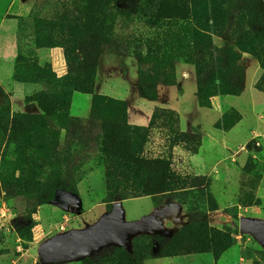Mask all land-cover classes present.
Masks as SVG:
<instances>
[{"label": "rangeland", "instance_id": "1", "mask_svg": "<svg viewBox=\"0 0 264 264\" xmlns=\"http://www.w3.org/2000/svg\"><path fill=\"white\" fill-rule=\"evenodd\" d=\"M207 11L211 30L198 31L208 42L198 44L190 17L201 20ZM244 45L264 61V0H0V264H43L41 249L70 237L103 240L79 260L53 264H144L143 257L162 255H174L177 264H264V243L239 229L243 218L264 222L263 69L255 54L241 51ZM226 48L239 54L245 90L201 107L196 67L186 58L204 59L208 73ZM149 50L169 55L170 63H141L136 55ZM253 67L261 75L250 92ZM182 68L189 72L182 75ZM141 73L157 86L158 100L147 123H132L129 104L138 115ZM95 98L125 101L131 126L149 128L155 111L178 115L176 126L162 118L148 129L142 156L169 161L190 183H207L210 200L200 188L158 198L159 206L149 197L126 200L116 210L126 223L159 208L163 226L107 231L114 204L105 203L99 151L102 123L114 115L95 108ZM171 126L194 136L199 151L175 141ZM54 183L65 190L41 204Z\"/></svg>", "mask_w": 264, "mask_h": 264}, {"label": "trees", "instance_id": "2", "mask_svg": "<svg viewBox=\"0 0 264 264\" xmlns=\"http://www.w3.org/2000/svg\"><path fill=\"white\" fill-rule=\"evenodd\" d=\"M208 13H210V11L205 12L201 20L194 15L190 17L193 42L198 44H205L208 42L204 33L198 31V29L203 31L211 30V25L207 23ZM239 47L242 52L255 54L259 58L263 69L262 78H264V61L261 60L260 55L256 53L255 47L251 46L247 48L245 45ZM136 57L141 63L146 62L147 58H156L170 63L168 59L170 58L169 55H161L159 51L152 52L149 50L145 58L139 55H136ZM239 60V54L226 48L221 51V58L215 69L207 73L204 59H197L194 55H188L186 61L196 67V74L198 77L197 97L201 107L209 108L211 106V99L214 97H237L244 92L245 71L238 65ZM148 79L149 78L144 76V73H141L139 78L140 98L155 102L158 100L157 86ZM80 92L91 94L92 89L90 88ZM100 99V102H98L95 98V108L104 106V108L109 109L110 113L114 115L111 122L102 123V144L99 151L104 158L105 164L107 181V201L105 203L108 206L117 202L142 197L152 198L155 206H159L160 204L157 202L158 198L181 193L184 195L196 188H200V192H203V196L206 200H210V195L206 193L208 187L207 183H190L188 182V178L181 177L172 169V164L169 161L163 159L150 160L142 156L143 150L141 149L140 141L147 135L148 129L159 121H162V118L168 119V122H170L172 126H176L179 123L178 115L172 112L162 111L158 113L155 111L152 115L149 128L131 126L127 122L128 107L125 101ZM70 126H73L71 121ZM172 126L169 132L174 136L175 141L179 140L181 142L183 141V143H187L191 147L189 151L196 154L199 151V145H195V137L187 135L180 136L174 131ZM96 146L97 144L95 147ZM85 147L87 150H91L88 143L85 144ZM197 179L198 177H196V180ZM205 185H207V187ZM62 189L65 190V187L59 183H54L49 186L39 196L40 203L46 204L55 200L57 193ZM66 190L72 193L77 192L75 187H68ZM172 242L176 243L177 239L173 238ZM159 243L162 245L164 241L161 240ZM177 245H175L176 249L178 247ZM132 249L137 255L143 253V248L140 246L132 247ZM116 253L118 252L116 251ZM173 256L174 255L154 256L151 258L143 257L142 260L170 258Z\"/></svg>", "mask_w": 264, "mask_h": 264}, {"label": "crops", "instance_id": "3", "mask_svg": "<svg viewBox=\"0 0 264 264\" xmlns=\"http://www.w3.org/2000/svg\"><path fill=\"white\" fill-rule=\"evenodd\" d=\"M189 71H187V69H181V73H182V75H185V74H187ZM260 75H261V69L259 68V67H253V69L250 71V70H248L247 71V80H246V90L247 91H250V92H252L253 90H255L254 89V86H255V83H256V81H257V79L260 77ZM250 81V86L248 85V82ZM169 91H166V94L168 93ZM173 93V92H172ZM169 94V93H168ZM170 94H171V92H170ZM253 101H256V98H258V95L257 94H254L253 93ZM227 97H234V96H227ZM142 99V98H141ZM140 99V100H141ZM139 99H137V109L139 108V114L138 115H135L134 113L136 112V110L134 109V111H131V106H130V104H129V116H130V114H131V116L129 117V121H134V122H132V123H139V122H144V123H147V117H148V115L151 113V110L153 109V108H155V106H156V104H157V102L155 101V102H152L151 104H147V102H145V101H147V100H144V99H142V100H144V101H140ZM176 100V99H175ZM225 100H227V99H225ZM151 102V101H150ZM129 103V102H128ZM154 104V105H153ZM182 104V103H181ZM184 104V103H183ZM182 104V105H183ZM176 110H177V112L180 114V115H182L181 114V111H180V109L179 108H176ZM134 114V115H133ZM150 198V197H149ZM130 200V199H129ZM126 201V200H125ZM124 202V201H123ZM123 202H117V203H115L114 204V208H113V212L112 213H110V214H108V213H106V217L108 218V221H107V226L108 227H111V226H113L114 225V227H113V229L114 230H116V229H119L118 227H120L123 223H126V221H124L120 216H119V214H118V211L116 212V210H119V207L120 206H122V203ZM100 205H102L103 207H105L104 206V204H100ZM157 208V207H156ZM162 211H160V209L158 208V213L157 214H154V215H151V216H148V217H144V218H142L141 220H140V222L139 223H141L142 224V226H144V227H146V230L147 229H154V228H160V227H162L163 226V218H165V217H163V216H160L161 214H163V213H161ZM120 217V218H119ZM153 217H155L154 219H152ZM113 219H115V223L113 224ZM146 219H148L149 221L152 219V221H150V222H147V220ZM111 221H112V223H111ZM134 223H136V222H134ZM111 224H113V225H111ZM109 225H111V226H109ZM116 227V228H115ZM120 230H118L117 232H119ZM162 259H165L167 262H168V264H177V263H175V260H176V262H177V260L178 259H176V258H160V259H148V260H145L144 261V264H155V261L157 260H162ZM174 260V261H173Z\"/></svg>", "mask_w": 264, "mask_h": 264}, {"label": "water", "instance_id": "4", "mask_svg": "<svg viewBox=\"0 0 264 264\" xmlns=\"http://www.w3.org/2000/svg\"><path fill=\"white\" fill-rule=\"evenodd\" d=\"M106 222H107V220H106ZM103 226L104 225H102L101 228H103ZM139 226H142V224L141 223H123L120 226V231H121V229H124L125 227L134 228V227H139ZM105 228L107 231H113L114 230L113 227L110 228L107 225L105 226ZM239 229H240V233L251 234L258 241L264 243V222L254 220V219L243 218L239 222ZM79 244L81 247L82 244L81 243H79ZM41 255H42L43 260H44L43 264L62 263V262H66V261L76 260L75 255L70 250L64 249V250L60 251L58 248L50 247L49 245H47L41 249Z\"/></svg>", "mask_w": 264, "mask_h": 264}, {"label": "flooded vegetation", "instance_id": "5", "mask_svg": "<svg viewBox=\"0 0 264 264\" xmlns=\"http://www.w3.org/2000/svg\"><path fill=\"white\" fill-rule=\"evenodd\" d=\"M106 235H107V232H105L103 236L105 237ZM99 238H100V241H101L102 238L101 237H99ZM99 238H98V241H99ZM98 241L96 239L94 241L92 240L90 242H86V244H83L84 240L81 239L79 241H76L74 238L70 237V238H67V239H60V240H58V241H56V242H54L52 244H49V246L50 247H56L60 251H62L64 249H68L75 255L76 260H79L85 254L87 255L90 250H93L95 248H100V246H101L100 243L101 242H98ZM79 243L82 244L81 247H80Z\"/></svg>", "mask_w": 264, "mask_h": 264}]
</instances>
